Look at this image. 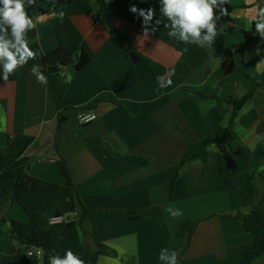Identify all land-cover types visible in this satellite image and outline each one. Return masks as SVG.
Here are the masks:
<instances>
[{"label":"crops","instance_id":"1","mask_svg":"<svg viewBox=\"0 0 264 264\" xmlns=\"http://www.w3.org/2000/svg\"><path fill=\"white\" fill-rule=\"evenodd\" d=\"M153 4V22L161 21L155 33L144 35L142 18L129 11L131 6L120 9L113 23L139 51L168 69L164 80L170 78V86L162 88L149 67L133 59L96 18L92 2L72 0L59 13L34 18L37 35L30 43L38 42L51 53L60 46V33L73 26L79 30L81 36L69 50L85 48L90 61L81 70L71 64L62 72L69 82L64 104L76 109L58 127L49 86L39 83L31 69L19 67L4 81L0 62V110L5 117L0 123V147L10 155L19 145L17 135L34 137L25 152L33 158L30 173L65 184L56 163V142L65 143L61 153L86 206L107 211L97 231L113 253L100 255L98 264H168L172 250H177L180 264H243L256 233L236 215L264 209V37L254 34L255 21L248 29L249 19L264 7V0H228L236 6L232 20L217 21L211 47L169 38L162 4L160 0ZM0 37L12 38L2 20ZM230 58L254 80L238 71L228 73ZM39 72L44 73L40 68ZM251 91L253 98L238 111L197 93L229 99ZM82 112H93L97 118L82 124ZM233 115L237 133L233 149L212 144L207 164L196 159L179 170L188 141L230 125ZM97 139L118 154L142 156L149 162L124 159L92 146L89 140ZM253 171L256 176L242 183ZM169 209L181 215L172 216ZM3 214L30 221L17 202L6 205L0 219ZM54 218L52 210L42 213L46 227L54 224ZM195 219L201 221L185 248L177 229ZM54 241L58 250L52 256L63 258L67 251L80 259L85 255L78 225L58 232ZM16 247L20 245L11 235H0V264H43L16 257ZM250 264H264V255Z\"/></svg>","mask_w":264,"mask_h":264},{"label":"trees","instance_id":"2","mask_svg":"<svg viewBox=\"0 0 264 264\" xmlns=\"http://www.w3.org/2000/svg\"><path fill=\"white\" fill-rule=\"evenodd\" d=\"M72 0H36V4L26 8L27 14L34 20L35 17L48 14L50 12L59 13ZM95 8L96 18L108 29V31L118 37L122 46L131 54L134 60L144 62L155 76L156 81L159 77L165 78L168 69L156 60L144 55L131 42L129 36L120 31L113 23V16L123 7L135 5L137 8H154L153 0L140 2L136 0H89ZM227 14L222 15L220 20H229L233 9L228 3L224 5ZM214 9V13H218ZM37 35V29L27 33L29 47L37 53V59L29 60L28 63L19 67L22 69H31L33 64H39L40 69L47 77L52 99L57 111V122L60 127L70 118V113L76 108L66 107L64 97L69 85L62 72L63 69L74 64L78 70L84 68L90 61V53L85 48L75 51L69 50V45L80 38L81 34L76 27H71L58 35L60 46L51 53H46L40 43L30 41ZM228 73L238 71L245 78L254 80L243 67L236 65L232 58L226 64ZM258 85L259 82H256ZM204 99H216L218 102H227L233 105L235 111L240 110L244 105L253 98L254 91L248 92L241 98L230 97L223 98L217 94H204L197 92ZM235 115L232 116L231 123L228 126H218L214 133L198 139L188 141L187 149L183 155L179 170L190 161L202 159L206 164L210 157V146L212 144H225L233 149L237 133L234 129ZM19 145L8 155L0 147V212H3L6 205L10 202H17L28 213L29 222L11 218L2 215L0 219V235L7 230L10 235L19 243L20 247L14 248L16 257L28 260L33 263L49 264V257L53 252L58 250L54 241L55 235L69 227L78 225L83 233V248L85 255L81 260L84 264H98L100 255L112 254V250L105 245L98 237L97 227L102 218L107 214L106 210H94L86 206L83 201L76 183L72 176V168L67 159L62 155L61 150L65 143L56 142L58 158L56 163L63 172L66 183L61 184L48 179L34 176L30 173V166L33 158L26 156L27 148L33 143L34 137L19 134L15 137ZM92 146L101 148L106 152L124 158L130 159L142 164H147L149 160L142 156L122 155L113 151L103 139L89 140ZM256 171L242 183L253 179ZM52 210L55 218H63L62 221L56 222L50 227H46L42 221V213ZM236 217L243 221L247 230L256 233L255 245L246 251L245 261L243 264H250L253 260L264 255V209H254L250 212H238ZM201 220H188L183 222L177 229V237L187 248L191 238L196 231ZM44 251L43 259L38 257V251ZM33 252L30 255V252ZM177 252V250H175ZM180 264V262H179Z\"/></svg>","mask_w":264,"mask_h":264},{"label":"clouds","instance_id":"3","mask_svg":"<svg viewBox=\"0 0 264 264\" xmlns=\"http://www.w3.org/2000/svg\"><path fill=\"white\" fill-rule=\"evenodd\" d=\"M145 2V0H141ZM162 6L160 12L168 18L169 23L165 25L169 28V38L182 41L185 44L196 43L205 47H211L215 42L217 33V21L222 15L227 14L224 7L228 0H160ZM36 4V0H0V20L11 29V39L5 40L0 37V62L3 65V80L7 81L9 75L14 73L18 67L25 66L28 61L37 59V53L29 47L27 33L35 28L33 19L27 14L26 8ZM218 9V13H214ZM138 18H142V29L144 35L150 32L155 33L161 21L153 22L155 10L137 9L135 5L129 8ZM61 17L63 13H60ZM255 21V33L264 37V7H259L257 13L249 19V30ZM203 33V34H202ZM40 65L33 64L31 73L35 74L37 81L47 84V77L39 72ZM162 81L161 87H168L172 80ZM5 117L0 110V123ZM172 216L181 215L179 210L169 209ZM165 259L164 256L160 257ZM168 264H179L178 253L175 250L167 257ZM49 264H84L83 260L76 257L71 251H67L65 256H50Z\"/></svg>","mask_w":264,"mask_h":264},{"label":"built area","instance_id":"4","mask_svg":"<svg viewBox=\"0 0 264 264\" xmlns=\"http://www.w3.org/2000/svg\"><path fill=\"white\" fill-rule=\"evenodd\" d=\"M96 118H97V115L93 112H82V114L80 115V122L82 124H88V123L92 122L93 120H95ZM62 220H63V218H54L53 221H54V223H56V222H60ZM32 254H33V252L31 251L30 255H32ZM43 256H44V251L42 249H40L38 251V257L40 259H43Z\"/></svg>","mask_w":264,"mask_h":264},{"label":"rangeland","instance_id":"5","mask_svg":"<svg viewBox=\"0 0 264 264\" xmlns=\"http://www.w3.org/2000/svg\"><path fill=\"white\" fill-rule=\"evenodd\" d=\"M3 234H9L10 235V233L7 230H4Z\"/></svg>","mask_w":264,"mask_h":264}]
</instances>
